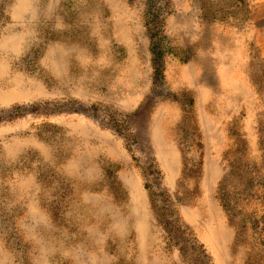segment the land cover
Returning <instances> with one entry per match:
<instances>
[{"label":"rangeland","instance_id":"1","mask_svg":"<svg viewBox=\"0 0 264 264\" xmlns=\"http://www.w3.org/2000/svg\"><path fill=\"white\" fill-rule=\"evenodd\" d=\"M0 264H264V0H0Z\"/></svg>","mask_w":264,"mask_h":264}]
</instances>
